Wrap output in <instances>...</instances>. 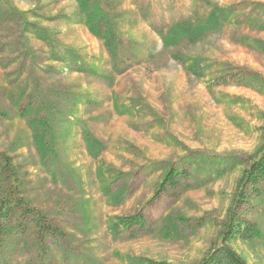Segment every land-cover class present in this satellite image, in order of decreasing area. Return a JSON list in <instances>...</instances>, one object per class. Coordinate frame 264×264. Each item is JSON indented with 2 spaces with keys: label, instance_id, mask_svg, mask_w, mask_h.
<instances>
[{
  "label": "rangeland",
  "instance_id": "rangeland-1",
  "mask_svg": "<svg viewBox=\"0 0 264 264\" xmlns=\"http://www.w3.org/2000/svg\"><path fill=\"white\" fill-rule=\"evenodd\" d=\"M263 142L264 0H0V201L47 221L0 264H197ZM171 167L187 188L158 196Z\"/></svg>",
  "mask_w": 264,
  "mask_h": 264
},
{
  "label": "trees",
  "instance_id": "trees-1",
  "mask_svg": "<svg viewBox=\"0 0 264 264\" xmlns=\"http://www.w3.org/2000/svg\"><path fill=\"white\" fill-rule=\"evenodd\" d=\"M10 158L7 157V159ZM188 177L189 174L186 170L180 171L171 167L159 184L157 195L179 190L182 187L187 188V184H183L182 181L188 179ZM262 186H264V142L259 150V155L253 159L238 180L233 205L228 210L220 232V241L215 242L197 264H248L231 246V243L236 240L249 241L259 236L260 228L252 219L242 214V207L248 202L250 196L258 197L262 195ZM13 202V200L7 201L5 199L0 201V251L3 241L9 233V226L13 221L23 220V230H26L30 222L37 224L47 222L44 221L45 219L38 209L25 206L22 200L21 203ZM120 221L118 223L119 228H133L136 231H143L150 225L147 217L141 214L124 217ZM15 228L17 229L18 226Z\"/></svg>",
  "mask_w": 264,
  "mask_h": 264
}]
</instances>
